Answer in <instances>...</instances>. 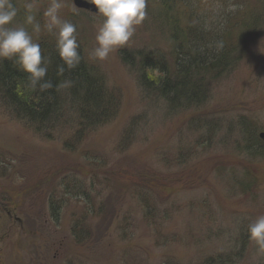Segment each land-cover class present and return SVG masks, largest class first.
Segmentation results:
<instances>
[{
	"label": "rangeland",
	"instance_id": "rangeland-1",
	"mask_svg": "<svg viewBox=\"0 0 264 264\" xmlns=\"http://www.w3.org/2000/svg\"><path fill=\"white\" fill-rule=\"evenodd\" d=\"M72 1L65 0L60 16L64 19L71 12L78 18L87 57L108 88L120 93L119 109L110 122L89 133L75 153H68L61 145L70 122L63 120L51 135L47 131L45 138L40 137L15 117L1 92L0 264H129L131 260L203 264L208 258L232 254L238 249L241 228L264 215V154L249 158L235 126L248 123L254 146L260 145L255 152H264V0H195L206 17V29L224 34L235 53L226 72L207 79L206 100L196 110L169 108L156 95L145 94L137 63L126 67L119 58L122 52L170 54L169 31L156 18L162 13L161 0L151 3L154 9L146 8L147 17L129 42L103 61L89 55L99 17L74 12ZM13 3L19 10L13 25L23 24L26 0ZM48 4L49 0L34 3L33 12L42 25L39 35L25 25L34 40L44 32L42 13ZM197 119L216 123L212 137L196 131ZM85 153L106 160L107 175L126 189H116L123 192L104 228L91 226L100 239L79 246L68 228L80 216V206L69 202L56 225L46 199L64 175L74 172L87 181L93 169L82 159ZM139 185L159 192L162 203L181 208L158 227L163 238L154 237L127 195L129 187ZM205 199L209 210L194 212L193 207ZM128 214L135 221L134 239L124 243L119 228ZM260 260L249 241L236 264H260Z\"/></svg>",
	"mask_w": 264,
	"mask_h": 264
},
{
	"label": "trees",
	"instance_id": "trees-1",
	"mask_svg": "<svg viewBox=\"0 0 264 264\" xmlns=\"http://www.w3.org/2000/svg\"><path fill=\"white\" fill-rule=\"evenodd\" d=\"M148 2L150 3H147L146 8L154 9L151 6L154 0ZM35 3L39 4L40 0H35ZM161 4L162 13L156 15V18H159L164 29L169 31L170 54L164 57L158 55V52L141 51L134 55L122 52L119 58L126 67L137 63L140 73L139 86L144 92L146 91L145 94L156 95L169 108L196 110L206 100L204 86L207 79L226 72L232 64V56L235 53L226 40L228 38L223 37L224 34H216L206 29V17L198 11L195 0H161ZM66 15L63 20L73 23L77 29L76 35L80 45L78 51L81 56L79 65L71 70L66 68L62 75L58 74L57 67L62 62L55 52L53 36L44 31L42 37L37 36L34 41L41 45L45 61H50L46 79L50 80L54 87L43 92L38 88L33 89L26 79V74L17 70V66L10 61L5 60L0 62V94L3 93L1 96L6 99L5 103L13 108L15 117L17 116V119L40 137L45 138L47 131L51 135L53 128L61 126L59 123L63 120L70 122L68 124L71 129L67 132V139L62 142L61 147L68 153H75L89 133L115 117L121 98L117 90L108 88L99 68L87 57L82 29L77 27L78 18L71 12ZM216 41H223L222 49H216ZM65 80L71 81V86L59 87ZM197 121L198 123L195 124L199 128L196 131L212 137L215 122H201L199 119ZM220 124L223 125L217 123L219 126ZM235 126L243 135L244 150L247 151L249 158L263 157L264 152H255L260 145L254 146L251 126L245 122H238ZM120 153H116L117 156ZM81 157L90 169H93L87 181L82 178L80 180L79 175L74 172L64 175L46 199L49 216L56 225L61 214L66 212L69 202L80 206V216L72 219L68 228L69 237L79 246L100 239L99 235L91 231V226L96 224L99 229L104 228L110 212L114 209L115 199L123 192L122 189H116L124 188L105 172L106 160L87 153ZM138 187H129L127 195L134 203L137 213L147 223L146 227L155 234L154 237L163 238L159 234L158 227L168 223L172 218L171 215L179 212L181 208L178 205L162 203L159 192L142 185ZM125 196L123 194V197ZM193 208L194 212L202 214L210 207L205 199ZM128 216L129 214L122 217V225L119 228L121 241L124 243L134 239L135 221L129 220L130 216ZM241 230L243 231L236 238L238 249L235 252L230 255H219L213 259L208 258L203 264L240 262L250 241L247 227ZM131 261L129 264H134L133 260ZM260 264H264V254H261Z\"/></svg>",
	"mask_w": 264,
	"mask_h": 264
},
{
	"label": "clouds",
	"instance_id": "clouds-1",
	"mask_svg": "<svg viewBox=\"0 0 264 264\" xmlns=\"http://www.w3.org/2000/svg\"><path fill=\"white\" fill-rule=\"evenodd\" d=\"M35 0H26L24 23L13 25L17 16V8L13 0H0V62L10 61L17 70L26 74L33 89L46 91L54 85L47 80L50 61H45L41 45L34 41L33 35L25 25H30L32 33L39 35L42 25L33 12ZM94 6L99 23L93 37L94 46L89 55L92 60H106L109 54L124 45L134 36L137 26L147 17V0H90ZM65 0H49L43 11V30L54 38L55 52L62 62L57 67L62 75L65 69L76 68L81 56L80 45L76 35V26L63 20L60 16ZM73 11L78 9L73 6ZM217 50L223 48V41H216ZM71 81L65 80L59 87H70ZM248 239L254 242L258 254H264V215L257 217L247 226Z\"/></svg>",
	"mask_w": 264,
	"mask_h": 264
},
{
	"label": "water",
	"instance_id": "water-1",
	"mask_svg": "<svg viewBox=\"0 0 264 264\" xmlns=\"http://www.w3.org/2000/svg\"><path fill=\"white\" fill-rule=\"evenodd\" d=\"M73 6H75V8L79 9V10H83L86 11L90 14H95V9L94 6L91 5V3L84 1V0H73L72 1Z\"/></svg>",
	"mask_w": 264,
	"mask_h": 264
}]
</instances>
